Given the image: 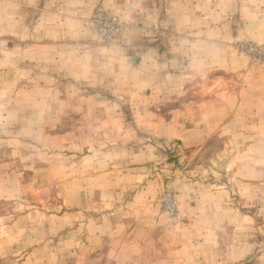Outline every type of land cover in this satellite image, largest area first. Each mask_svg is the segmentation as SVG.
I'll return each mask as SVG.
<instances>
[{
	"label": "rangeland",
	"instance_id": "rangeland-1",
	"mask_svg": "<svg viewBox=\"0 0 264 264\" xmlns=\"http://www.w3.org/2000/svg\"><path fill=\"white\" fill-rule=\"evenodd\" d=\"M62 1L0 0V264H264V0Z\"/></svg>",
	"mask_w": 264,
	"mask_h": 264
},
{
	"label": "crops",
	"instance_id": "crops-1",
	"mask_svg": "<svg viewBox=\"0 0 264 264\" xmlns=\"http://www.w3.org/2000/svg\"><path fill=\"white\" fill-rule=\"evenodd\" d=\"M104 3H106V0H71L69 3L62 1L59 6L57 3L49 18L55 17L53 19L56 23L57 33L66 32L70 37L74 35L79 42L86 43L88 39L86 35L91 32L89 16L97 5H105ZM260 39L264 41V35H261Z\"/></svg>",
	"mask_w": 264,
	"mask_h": 264
},
{
	"label": "built area",
	"instance_id": "built-area-1",
	"mask_svg": "<svg viewBox=\"0 0 264 264\" xmlns=\"http://www.w3.org/2000/svg\"><path fill=\"white\" fill-rule=\"evenodd\" d=\"M92 22L96 27L99 40L104 43H111L116 34L120 32L122 25L116 16L103 10L97 11L93 15ZM249 50L252 54L256 53L264 57V47H251Z\"/></svg>",
	"mask_w": 264,
	"mask_h": 264
}]
</instances>
